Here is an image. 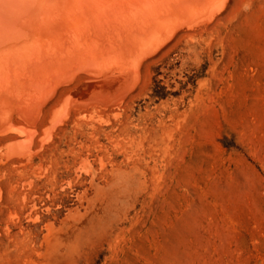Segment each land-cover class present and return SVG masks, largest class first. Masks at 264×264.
<instances>
[{"label": "rangeland", "instance_id": "374dc122", "mask_svg": "<svg viewBox=\"0 0 264 264\" xmlns=\"http://www.w3.org/2000/svg\"><path fill=\"white\" fill-rule=\"evenodd\" d=\"M176 32L107 112L0 138V264H264V0Z\"/></svg>", "mask_w": 264, "mask_h": 264}, {"label": "bare ground", "instance_id": "6f19581e", "mask_svg": "<svg viewBox=\"0 0 264 264\" xmlns=\"http://www.w3.org/2000/svg\"><path fill=\"white\" fill-rule=\"evenodd\" d=\"M228 2L0 0V110L12 120L0 138L32 142L36 130L60 124L54 110L69 94L75 111L107 112L185 21L217 17Z\"/></svg>", "mask_w": 264, "mask_h": 264}]
</instances>
